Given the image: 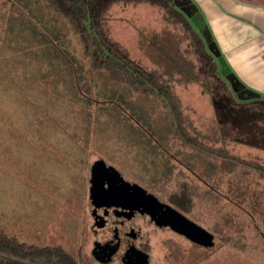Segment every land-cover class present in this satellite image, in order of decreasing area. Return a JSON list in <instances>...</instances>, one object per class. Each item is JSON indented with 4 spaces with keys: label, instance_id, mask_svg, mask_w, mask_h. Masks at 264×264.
Segmentation results:
<instances>
[{
    "label": "rangeland",
    "instance_id": "374dc122",
    "mask_svg": "<svg viewBox=\"0 0 264 264\" xmlns=\"http://www.w3.org/2000/svg\"><path fill=\"white\" fill-rule=\"evenodd\" d=\"M9 4L0 0L4 233L56 247L75 264H99L92 242L111 233L92 228L87 181L90 163L101 160L210 236L211 246L202 247L137 218L134 244L147 253V264H264V115L219 100L214 105L203 84L172 74L187 132L201 143L187 144L157 100L90 68L67 19L54 23L61 35H48L52 17L33 10L31 19ZM102 22L130 58L158 73L149 41L172 57L185 47L177 40L180 28L145 3L114 4ZM229 89L237 101L253 98ZM226 110L243 138L227 130ZM122 250L106 264H121ZM0 264L37 263L0 258Z\"/></svg>",
    "mask_w": 264,
    "mask_h": 264
},
{
    "label": "trees",
    "instance_id": "16d2710c",
    "mask_svg": "<svg viewBox=\"0 0 264 264\" xmlns=\"http://www.w3.org/2000/svg\"><path fill=\"white\" fill-rule=\"evenodd\" d=\"M7 1L10 3V7L16 8L19 12L18 14L26 15L31 19L33 14L30 12L33 10L44 14L42 16L52 17L49 18L52 19L51 23L54 24L58 21L59 26L63 22L62 19H67L82 45L83 56L88 59L90 68L92 70H106L113 80L129 86L144 97H151L157 100L166 110L176 134L178 133L179 136L183 137L187 144H198L200 141L194 140L187 132L188 125H186L180 103L173 93L169 82L172 74H178V76L186 79V81H198L203 84L211 103H214V105L219 100L232 108H245L264 115V94L254 96L244 102L235 99L234 94L229 89V84L219 73L216 61L206 49L201 36L187 17L174 6L172 0ZM140 3L160 9L163 18L171 24L178 26L182 31V37L177 39L178 42L185 41V47L181 54L175 51L174 57L165 51L162 44L149 41V45L157 51L155 61L158 60L162 68L159 73L152 69H146L137 61L130 58L127 51L109 37L108 31L103 26V18L114 4L135 5ZM53 24L48 26L49 29L47 31L46 29L44 31L48 35H52L53 32L56 36L61 35L59 33V26ZM55 29H57V34ZM223 112L229 113L223 117L225 118V123L228 124L227 126L230 127H227V130L238 132L237 134L243 138V135L239 132L240 128L237 129L230 121V114L233 112H227V110ZM204 148L208 150L214 149L216 152L219 149L222 150V148L215 149L206 145ZM260 171L264 175V170ZM0 258L20 263L75 264L71 258L58 250V248L36 247L19 242L13 236L4 233L1 227Z\"/></svg>",
    "mask_w": 264,
    "mask_h": 264
},
{
    "label": "crops",
    "instance_id": "0c3cea01",
    "mask_svg": "<svg viewBox=\"0 0 264 264\" xmlns=\"http://www.w3.org/2000/svg\"><path fill=\"white\" fill-rule=\"evenodd\" d=\"M172 2L197 30L233 91L264 94V0Z\"/></svg>",
    "mask_w": 264,
    "mask_h": 264
},
{
    "label": "water",
    "instance_id": "95a60500",
    "mask_svg": "<svg viewBox=\"0 0 264 264\" xmlns=\"http://www.w3.org/2000/svg\"><path fill=\"white\" fill-rule=\"evenodd\" d=\"M230 85L232 84L230 83ZM88 183L89 202L93 208L91 212L93 217L92 228L112 225L106 220L107 211L105 209L109 206H120L124 210L130 211L127 215L128 220L132 215V210H137L149 218L154 217L153 222L158 226L168 228L194 244L202 247L211 246L210 236L201 228L191 223L174 209L159 203L141 187L123 180L115 169L110 166H105L101 160H94L91 163ZM104 185H106L105 188ZM98 206L104 208L102 213L94 211ZM129 226L131 227L130 221ZM131 228L130 232H133L126 233V235L132 240L136 233L134 232L135 229L133 227ZM102 251L105 252L99 257L98 253ZM113 251L114 248L112 246L107 251L106 244L99 245L98 243H94L91 249V257L97 262L104 263ZM121 263L147 264V254L130 246L121 257Z\"/></svg>",
    "mask_w": 264,
    "mask_h": 264
},
{
    "label": "flooded vegetation",
    "instance_id": "af4514ba",
    "mask_svg": "<svg viewBox=\"0 0 264 264\" xmlns=\"http://www.w3.org/2000/svg\"><path fill=\"white\" fill-rule=\"evenodd\" d=\"M90 165H91V163H90ZM89 169H90V166H89ZM89 169H88V179H89ZM128 183H130V182H128ZM130 184H133V183H130ZM88 186H89V183H88ZM105 187H106V185H104V188ZM103 210H104V208L102 206H98V207L95 208L94 211L97 212V213L98 212L99 213H102ZM105 211H107L106 212V214H107V219L106 220L109 223H111L112 225H110V226L107 225V227H104V226H101V227L102 228H109L110 233H111L110 234V237L109 238H105V239H103L101 241H93L92 242V248H93V244L94 243H98L99 245L106 244L107 251H108V248H110L111 246L114 248V251L109 255L108 260L106 262H104V263L97 262L93 258L92 259L95 262L99 263V264H106V263H108L110 261V259L115 254H118V252L120 251V249H123L122 250V253H121L120 257H119V260H120V263H121V257L123 256L124 252L129 249L130 246H132L136 250H139V251L144 252L138 245L134 244L135 240L139 236V230H138L137 226H135L134 220L137 219V218H144V219L148 220L152 224V223H154L153 222L154 217L149 218L148 216L139 213L137 210H132V215L130 216V218L128 220L127 219V215H128V213L130 211L124 210L120 206H115V207L114 206H109L107 209H105ZM129 221L131 222V227L135 226V228L134 227L133 228L135 229L134 232L136 233V235H135V237L132 240L130 239V237H128L126 235V233H132L133 232V231L130 232V229H132V228L129 226ZM92 222H93V217H92ZM155 225H156V227H160L157 224H155ZM96 228H100V227H96ZM160 228H163V229H167L168 230V228H165V227H160ZM104 252L105 251H102L101 253H98V256L100 257L101 255H103L102 253H104ZM90 255H91V250H90ZM147 261H148V256H147Z\"/></svg>",
    "mask_w": 264,
    "mask_h": 264
}]
</instances>
